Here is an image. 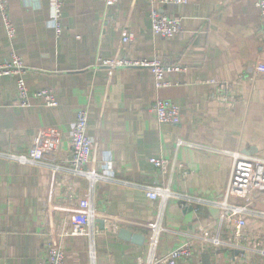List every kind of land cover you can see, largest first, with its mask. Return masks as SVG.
Returning a JSON list of instances; mask_svg holds the SVG:
<instances>
[{"label":"crops","instance_id":"0c3cea01","mask_svg":"<svg viewBox=\"0 0 264 264\" xmlns=\"http://www.w3.org/2000/svg\"><path fill=\"white\" fill-rule=\"evenodd\" d=\"M7 1L16 35L12 43L7 40L0 18V63L14 52L27 69L29 94L51 89L58 106L47 108L32 100L30 107L20 108L15 78H0V153L26 155L41 141L45 161L66 163L76 112L86 110L87 134L94 142L88 168L103 171L109 163L116 180L137 186L101 183L90 193L86 185L80 189L79 197L91 199L105 228L147 237L156 204L138 187L168 185L178 195L216 201L225 191L232 165L224 152L264 160V79L255 73L256 66L264 64V20L254 6L257 0H188L171 9L180 19L181 33L169 40L152 34L148 0H118L110 9L104 0H62L63 31L57 40L47 24L51 0ZM125 32L134 35L128 44L122 43ZM98 57H159L188 71L167 75L169 82L180 84L156 93L148 70L96 69ZM209 79L234 88L237 101L232 109L226 111L212 98L213 87L201 84ZM156 98L178 107V125L156 122L150 112ZM48 129L56 135L42 137ZM179 140L185 145L177 147ZM151 158L166 160L165 173L150 165ZM64 190L50 170L0 158V264L41 262L44 235L59 220L54 207ZM251 208L264 213V188L255 192ZM196 209L169 202L159 253L175 248L182 233L217 219V210ZM246 228L264 234V217L249 216ZM91 245L86 237L66 238V264H91ZM145 247L105 231L93 241L95 264H138ZM205 253L208 263L202 253L180 264H264L263 257L252 254H216L211 249Z\"/></svg>","mask_w":264,"mask_h":264},{"label":"built area","instance_id":"2783aa9c","mask_svg":"<svg viewBox=\"0 0 264 264\" xmlns=\"http://www.w3.org/2000/svg\"><path fill=\"white\" fill-rule=\"evenodd\" d=\"M118 0H104L106 9L117 4ZM188 0H148L151 32L161 39H172L181 33L180 19L170 14L172 8L186 5ZM62 0H51L48 27L53 32L54 39H58L63 31L61 24ZM259 16L264 20V0L254 3ZM8 1L0 0V18L6 38L9 42L15 38L16 30L9 17ZM134 35L125 32L122 43L132 42ZM94 68L110 69H146L153 77L154 91L178 86L180 83H171L167 75L186 73L188 68L175 64H166L159 57L150 60L110 59L98 57ZM27 69L21 59L11 52L3 63H0V78L12 76L15 78L16 104L20 108H28L32 100H40L47 108L58 106L55 93L51 89H44L29 94L25 84ZM257 76L264 79V64L255 68ZM213 87L212 98L224 105L226 111L235 106L236 91L232 86L219 83L215 79L201 82ZM158 124L178 125L180 110L168 100L156 98L150 107ZM88 115L86 110H78L75 115L70 136V156L66 163L45 161L41 149L46 145L38 141L26 155L15 153H0V158L20 165L44 167L52 172L56 180L65 187L63 199L54 210L59 214V220L51 230L44 235V256L39 264H66L64 240L68 237H86L90 239L89 257L91 264H95L93 249L94 238L105 231L117 234V227H97L98 218L91 199H81L80 189L86 185L90 193L95 185L101 183H117L123 187H137L126 181H118L112 174V167L107 163L103 171L91 170L88 164L94 150V142L87 134ZM55 136L54 129L41 136ZM185 145L177 141L176 146ZM189 147L195 145L188 144ZM195 148H200L195 146ZM209 150H213L209 148ZM212 152H215L214 150ZM232 159L230 177L222 197L219 200H206L189 195H178L168 185H148L140 188L147 199L156 204L155 214L146 237L145 250L138 258V264H180L194 255L205 253L211 249L213 253L220 251L239 252L243 256L257 255L264 258L263 232L249 231L246 228V219L249 216L264 217V213H256L251 205L256 191L264 188V160L256 157H241L238 153H228ZM150 165L158 172L165 173L167 162L162 158L149 159ZM182 177L186 176L183 165L178 166ZM175 200L181 208L208 207L217 210V219L206 225H197L192 231L182 233L183 240L172 250L159 253L160 237L167 232L163 227V220L170 201ZM80 217V220L77 218ZM263 239V240H262Z\"/></svg>","mask_w":264,"mask_h":264},{"label":"water","instance_id":"95a60500","mask_svg":"<svg viewBox=\"0 0 264 264\" xmlns=\"http://www.w3.org/2000/svg\"><path fill=\"white\" fill-rule=\"evenodd\" d=\"M97 222L100 224V227L103 228L104 223H102L101 221H97ZM118 237H119V239L126 241V242H130L133 245H136L138 247L144 246V244L146 242V237H144L142 235L130 233L129 231H126V230L118 231ZM209 257L210 256L208 253L202 254V259L207 263H208Z\"/></svg>","mask_w":264,"mask_h":264}]
</instances>
